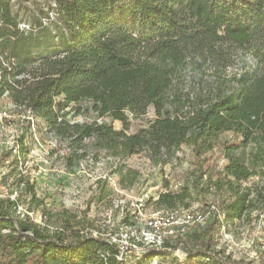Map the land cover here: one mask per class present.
Here are the masks:
<instances>
[{"label": "trees", "instance_id": "trees-1", "mask_svg": "<svg viewBox=\"0 0 264 264\" xmlns=\"http://www.w3.org/2000/svg\"><path fill=\"white\" fill-rule=\"evenodd\" d=\"M23 1L0 0V96L7 92L11 102L28 108L67 148V168L89 155L97 160L99 152L117 160L144 153L154 166L165 165L188 145L197 161L196 186L205 178L202 186L226 194L214 206L224 223L248 225L252 214L264 213V186L244 185L264 175V0H47L48 11L36 13L23 10ZM249 55L254 64L247 63ZM236 66L239 71L227 75ZM189 72L201 82L211 77L212 85L202 84L193 96L183 92ZM149 109L154 119L147 127L127 133L128 115L141 117ZM69 111L102 121L70 123ZM226 132L239 142L222 144L225 163L212 179L201 157ZM25 137L19 139L22 152ZM10 155H0V166ZM116 169L121 188H129L135 179ZM10 177L34 197L33 184L15 167ZM186 193H162L154 204L184 209L175 207ZM17 205L0 200V264H116L114 245L78 232H49L19 218ZM212 214L218 224V213ZM71 221L65 217L67 228ZM177 249L166 245L139 264L154 254L172 257L173 264H249L220 257L208 242L186 249L181 259L173 255Z\"/></svg>", "mask_w": 264, "mask_h": 264}, {"label": "rangeland", "instance_id": "rangeland-1", "mask_svg": "<svg viewBox=\"0 0 264 264\" xmlns=\"http://www.w3.org/2000/svg\"><path fill=\"white\" fill-rule=\"evenodd\" d=\"M21 7L26 12H37L41 9L47 12L49 3L47 0H26ZM55 34H59L57 22L52 24ZM248 64H254L250 55L246 57ZM239 68L229 69L227 75L238 72ZM209 74V73H208ZM207 74V75H208ZM211 77H204L201 82L188 73L185 78L184 91L192 96L200 92V87L211 86ZM204 90V89H203ZM208 90V89H206ZM202 91V90H201ZM4 102H0L3 105ZM129 117V130L134 133L140 128H145L154 119L152 109L141 117ZM66 120L70 123L101 122L94 114L75 115L69 111ZM105 122L111 124L115 130H120L122 124L109 118ZM20 121L0 122V152L7 150L13 141V136L19 132ZM54 136L43 135L41 147H34L29 136L25 137V143L30 150H35L37 155L27 158L29 170L26 178L33 184L35 195L31 197L29 191L23 187L19 189L13 186V177L4 179V189L7 194L13 193L18 205L28 213L30 221L39 224L49 232L62 231L66 236L85 230H114L123 224L125 217H130L136 227L143 220L159 211L167 208L157 206L154 201L165 192L186 193L184 203L175 208H184L191 211H199L206 215V223L203 227L193 228L182 240H177L179 253L185 250L199 249L203 244L210 243L219 256L230 261H239L249 264H264V213L252 214V222L248 225L242 222L221 223L214 222L213 214L208 213L212 207L217 206L219 200L226 198V194L216 193L213 189L206 188L203 181L196 186L197 179L194 177L197 161L192 148L182 145L174 156L165 165L154 166L144 153H139L121 160L113 159L99 152L97 160L89 155L80 165L67 168L63 158L67 155V148L60 144L54 148L52 143ZM239 138L230 132L218 137V144L201 157L206 176L216 177L221 166L225 163L222 155V144H237ZM254 147L246 149V153L253 151ZM11 157V155H10ZM116 168H121L128 177H133V184L127 189L121 188L119 174ZM264 170V165H263ZM264 186V175L253 177L244 185ZM201 187L203 193H197ZM103 190L105 196H101ZM151 198V199H150ZM7 197L0 200H6ZM16 211V209H15ZM72 217L71 228H67L65 217ZM224 226V228H223ZM139 229V227H138ZM137 229V230H138ZM210 236L206 239V232ZM132 234H135L132 232ZM173 264L172 257L166 260Z\"/></svg>", "mask_w": 264, "mask_h": 264}, {"label": "built area", "instance_id": "built-area-1", "mask_svg": "<svg viewBox=\"0 0 264 264\" xmlns=\"http://www.w3.org/2000/svg\"><path fill=\"white\" fill-rule=\"evenodd\" d=\"M21 31H27L26 25L20 26ZM0 102H4L0 105V122L5 121H20L19 132L16 136H13L7 150H2V153H11V157L4 164L0 166V199L7 197L12 201L15 200L13 193L7 194L4 189V179L11 170L12 167L16 168V172L19 176L27 175L29 170L28 156L32 157V154L37 155L35 150H30L27 147L26 152H22V144L19 141L22 135L29 136L31 143L34 147H41L43 135L47 134L46 129L40 124L39 119L24 105H17L8 99V93L5 92L0 96ZM51 135V134H50ZM52 145L57 148L60 144L57 142V138L54 137ZM57 139V140H56ZM25 146L26 143H25ZM12 162V165L10 163ZM218 213V218L221 223H224L222 217L219 215L218 210L214 207L208 212L212 211ZM16 215L21 219L28 217V213L25 212L22 207L17 205ZM206 223V215L199 211H191L189 209H177L159 211L151 216L145 218L142 223L136 227L135 222L133 225L121 224L114 230L101 229V230H85L81 233L85 236H91L99 240H105L111 245H114L117 249L115 254L116 264H139L142 256L146 253H155L163 249L166 245H174L177 240L185 238L189 232L195 227H203ZM224 228V226H223ZM138 229V230H137ZM7 233V230L3 231ZM134 232L135 234H132ZM179 250L174 251V256L181 259L182 254H178ZM146 264H169L166 260L162 259L157 254L152 255Z\"/></svg>", "mask_w": 264, "mask_h": 264}]
</instances>
